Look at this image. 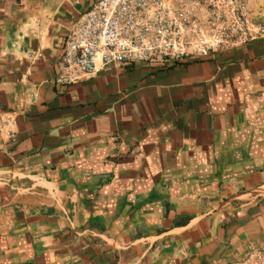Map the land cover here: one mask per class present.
<instances>
[{
    "label": "crops",
    "instance_id": "0c3cea01",
    "mask_svg": "<svg viewBox=\"0 0 264 264\" xmlns=\"http://www.w3.org/2000/svg\"><path fill=\"white\" fill-rule=\"evenodd\" d=\"M97 0H0V264H221L264 246V37L56 84ZM264 5V0H259Z\"/></svg>",
    "mask_w": 264,
    "mask_h": 264
},
{
    "label": "built area",
    "instance_id": "2783aa9c",
    "mask_svg": "<svg viewBox=\"0 0 264 264\" xmlns=\"http://www.w3.org/2000/svg\"><path fill=\"white\" fill-rule=\"evenodd\" d=\"M263 37L249 0H97L69 32L56 84L90 80L117 66L168 69ZM0 137H16L11 114L0 120ZM221 264H264V246H248Z\"/></svg>",
    "mask_w": 264,
    "mask_h": 264
},
{
    "label": "rangeland",
    "instance_id": "374dc122",
    "mask_svg": "<svg viewBox=\"0 0 264 264\" xmlns=\"http://www.w3.org/2000/svg\"><path fill=\"white\" fill-rule=\"evenodd\" d=\"M250 17L254 25H264V5L259 0H249Z\"/></svg>",
    "mask_w": 264,
    "mask_h": 264
}]
</instances>
